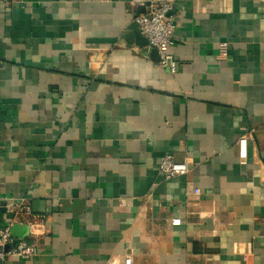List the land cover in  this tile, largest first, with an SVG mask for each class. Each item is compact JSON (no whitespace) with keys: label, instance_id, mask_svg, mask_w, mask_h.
<instances>
[{"label":"crops","instance_id":"obj_1","mask_svg":"<svg viewBox=\"0 0 264 264\" xmlns=\"http://www.w3.org/2000/svg\"><path fill=\"white\" fill-rule=\"evenodd\" d=\"M148 1L0 3V201L38 248L4 264H264V0H169L175 73L126 38Z\"/></svg>","mask_w":264,"mask_h":264},{"label":"built area","instance_id":"obj_2","mask_svg":"<svg viewBox=\"0 0 264 264\" xmlns=\"http://www.w3.org/2000/svg\"><path fill=\"white\" fill-rule=\"evenodd\" d=\"M16 0H0V3L10 5ZM173 5L169 0H149L145 5V11L135 17L139 30L148 39V48L157 51L159 64L169 69L172 73L177 71V60L170 52L173 44L175 19L171 14ZM228 42L222 41L219 44L221 56L227 54ZM239 157L241 163H246L248 157V137L242 135L238 140ZM161 170L167 177H175L188 172L186 161H176L170 154L166 155L160 165ZM7 211L10 218L0 222V264H4L8 257L19 259H30L37 255V246L24 240H19L16 244L11 245L8 249L4 247L11 242V229L18 220L21 213L30 212V208L22 201L7 200ZM181 224L180 218H172L168 227ZM124 264H132V257H126Z\"/></svg>","mask_w":264,"mask_h":264},{"label":"water","instance_id":"obj_3","mask_svg":"<svg viewBox=\"0 0 264 264\" xmlns=\"http://www.w3.org/2000/svg\"><path fill=\"white\" fill-rule=\"evenodd\" d=\"M127 40L130 43H135L138 46H148V39L142 35V33L139 30L138 24L135 22L132 30L127 34ZM155 53L157 54V51L154 50ZM158 55V54H157ZM6 200L0 201V213L6 212ZM27 231V227L21 226L19 224H14L12 226L11 232V242L7 244L4 248L8 249L11 245L16 244L20 239H22Z\"/></svg>","mask_w":264,"mask_h":264}]
</instances>
